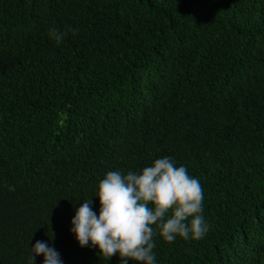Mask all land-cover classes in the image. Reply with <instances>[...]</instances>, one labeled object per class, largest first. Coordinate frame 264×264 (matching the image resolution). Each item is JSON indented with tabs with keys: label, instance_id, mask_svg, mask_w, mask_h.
<instances>
[{
	"label": "trees",
	"instance_id": "obj_1",
	"mask_svg": "<svg viewBox=\"0 0 264 264\" xmlns=\"http://www.w3.org/2000/svg\"><path fill=\"white\" fill-rule=\"evenodd\" d=\"M163 155L199 178L209 229L155 236L159 264H264V0H0V264L36 240L118 264L78 244L74 207Z\"/></svg>",
	"mask_w": 264,
	"mask_h": 264
},
{
	"label": "clouds",
	"instance_id": "obj_2",
	"mask_svg": "<svg viewBox=\"0 0 264 264\" xmlns=\"http://www.w3.org/2000/svg\"><path fill=\"white\" fill-rule=\"evenodd\" d=\"M69 32L78 29L51 27L47 35L61 43ZM92 195L98 197L97 210ZM92 195L74 207L69 230L80 246L96 248L106 261L117 255L118 264H129V259L133 264H159L155 236L168 242L200 239L209 229L199 178L168 155L137 170L106 171ZM37 254H42L41 264H64L60 252L46 241L29 245L28 264H37Z\"/></svg>",
	"mask_w": 264,
	"mask_h": 264
}]
</instances>
